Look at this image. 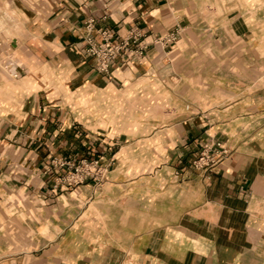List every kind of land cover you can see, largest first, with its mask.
<instances>
[{"label":"crops","instance_id":"1","mask_svg":"<svg viewBox=\"0 0 264 264\" xmlns=\"http://www.w3.org/2000/svg\"><path fill=\"white\" fill-rule=\"evenodd\" d=\"M3 10L0 264H264V0ZM105 26L146 54L98 70L85 50ZM205 143L229 153L198 168ZM82 159L102 178L62 182Z\"/></svg>","mask_w":264,"mask_h":264},{"label":"built area","instance_id":"2","mask_svg":"<svg viewBox=\"0 0 264 264\" xmlns=\"http://www.w3.org/2000/svg\"><path fill=\"white\" fill-rule=\"evenodd\" d=\"M95 18H90L87 27L91 31L95 27ZM101 39L95 40L89 37V45L86 47V54L94 56L98 70L108 72L117 57L122 53L135 54L143 57L146 54L148 44L141 41V33L131 30L127 35L118 37L116 31L108 26L101 27L98 30ZM179 36L178 30L171 31L158 38L159 42L164 44L174 43ZM229 150L221 146L219 150H214L213 143H205L198 158L194 160V165L198 168H207L217 165ZM99 159H82L79 163L73 164L69 172L61 177L62 182H68L70 185L83 183L89 178L99 180L102 178L100 168H97ZM65 164V162H63Z\"/></svg>","mask_w":264,"mask_h":264},{"label":"rangeland","instance_id":"3","mask_svg":"<svg viewBox=\"0 0 264 264\" xmlns=\"http://www.w3.org/2000/svg\"><path fill=\"white\" fill-rule=\"evenodd\" d=\"M0 11V34L10 36V25L5 24V17L12 18L14 16V10ZM264 26V25H263ZM1 36V35H0Z\"/></svg>","mask_w":264,"mask_h":264}]
</instances>
